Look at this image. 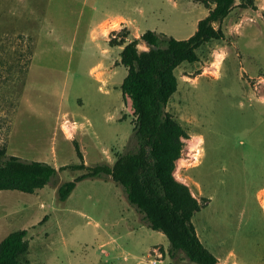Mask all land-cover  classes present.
Masks as SVG:
<instances>
[{
	"label": "rangeland",
	"instance_id": "1",
	"mask_svg": "<svg viewBox=\"0 0 264 264\" xmlns=\"http://www.w3.org/2000/svg\"><path fill=\"white\" fill-rule=\"evenodd\" d=\"M252 1L245 9L236 0L214 24L223 38L175 69L165 107L185 133L173 173L204 205L191 222L217 264H264V0ZM212 8L210 0H0V160L58 169L32 194L0 191V241L26 231L20 264H194L168 254L166 238L109 177L78 182L64 202L55 192L87 172L60 169L80 163L76 149L91 168L134 147L114 44L146 31L185 40ZM75 122L82 130L67 138L62 123L77 131Z\"/></svg>",
	"mask_w": 264,
	"mask_h": 264
},
{
	"label": "trees",
	"instance_id": "2",
	"mask_svg": "<svg viewBox=\"0 0 264 264\" xmlns=\"http://www.w3.org/2000/svg\"><path fill=\"white\" fill-rule=\"evenodd\" d=\"M210 1L213 8L197 22L195 32L185 40L146 31L128 43L114 44L122 47L119 63L127 70L121 91L129 98L135 116L134 147L118 155L112 166L91 168L84 166L82 155L76 149L80 163L60 169H86L87 172L61 183L55 192L58 202H64L78 182L100 175L109 177L121 188L127 203L141 215L144 225L166 238L168 254L172 257L181 252L194 264H217V260L202 245L191 222L193 215L204 205L185 184L174 178L175 162L180 158L185 133L165 107L177 90L175 69L182 63L197 62L196 52L201 46L223 38L222 31L214 24L220 25L236 0ZM238 1L245 9L253 7L252 0ZM203 3L206 5L205 1ZM140 43L149 50L139 51L137 45ZM57 173L58 169L47 163L9 156L0 160V191L32 194L50 184ZM28 249L25 230L9 233L0 241V264H20Z\"/></svg>",
	"mask_w": 264,
	"mask_h": 264
},
{
	"label": "crops",
	"instance_id": "3",
	"mask_svg": "<svg viewBox=\"0 0 264 264\" xmlns=\"http://www.w3.org/2000/svg\"><path fill=\"white\" fill-rule=\"evenodd\" d=\"M69 125H71L70 124V122H69ZM67 123H62V128H64L65 129V131H66V133H67V136H69V137H67V138H72L73 136H74V134H75V136H77L78 135V132L80 131L81 132V130H82V126H83V124L82 123H77V122H75V126L77 127V131H74V129H71L70 128V126H69ZM65 140H67V139H65ZM69 140V139H68ZM181 160L180 159H178L176 162H175V164L177 163V162H180ZM84 166L86 167V164H85V162H84ZM55 169H57V167H54ZM173 175H174V173H173ZM174 178H175V175H174ZM110 180V179H109ZM177 181H179V182H181V183H183V181L182 180H179V179H176ZM185 184V183H184ZM36 191H38V190H36ZM262 192H264V189H261L259 192H258V195H260ZM264 207V206H263ZM202 243V242H201ZM203 244V243H202ZM204 245V244H203Z\"/></svg>",
	"mask_w": 264,
	"mask_h": 264
}]
</instances>
